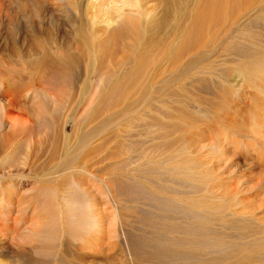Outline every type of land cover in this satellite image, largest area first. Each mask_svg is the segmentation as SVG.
<instances>
[{
    "label": "rangeland",
    "instance_id": "rangeland-1",
    "mask_svg": "<svg viewBox=\"0 0 264 264\" xmlns=\"http://www.w3.org/2000/svg\"><path fill=\"white\" fill-rule=\"evenodd\" d=\"M83 1L81 20L87 21L80 30L67 26L51 0L42 5L45 30L35 28L74 45L86 62L72 70L49 58L27 61L31 33L25 16L13 2L15 15L9 0L0 1V86L13 84L20 94L17 108L31 121V127L27 122L15 128L16 151L6 144L0 156L2 200L13 182L11 169L28 176L20 182L21 199L11 207L0 200V238L15 237L12 245L22 256L0 257V264H264L257 256L264 247V165H259L264 0ZM16 16L21 26L15 30L8 20ZM75 36L81 40L75 42ZM16 50L23 59L12 56ZM1 90L2 112L9 99ZM99 124L104 131L77 152L83 132ZM69 150L76 152L63 166ZM49 172L55 173L53 184L43 189L35 184V176ZM78 187L84 193L91 187L102 221L86 237L57 223L63 206L69 209L72 198L83 197Z\"/></svg>",
    "mask_w": 264,
    "mask_h": 264
},
{
    "label": "bare ground",
    "instance_id": "bare-ground-1",
    "mask_svg": "<svg viewBox=\"0 0 264 264\" xmlns=\"http://www.w3.org/2000/svg\"><path fill=\"white\" fill-rule=\"evenodd\" d=\"M0 1H2V0H0ZM11 3L13 2L15 5H16V7L18 8V14H21V15H23V16H25L24 17V21H25V26H26V28H28V31H30V37H29V43H30V51H29V53H28V56H27V58H26V60L27 61H29V62H33L34 64H36V63H39V61H44V60H46L47 58H49L50 59V61L52 60V62L54 63V64H60L59 66H61V67H63V68H65V70L66 69H75V68H77L78 66H80L81 64L83 65V63H84V59H83V57H82V55L81 54H79V55H77V53L75 52V50L73 49V47H74V45H73V47H72V45L70 44H68V45H64V44H62V43H60L59 41V39L57 38V37H55V36H53L52 35V30H51V33L50 34H48V31H46V34L44 35V34H40V33H36V27H37V25H39V26H41L42 28V30H45V29H43L44 28V26H46L47 25V23L48 22H46V20H45V18L46 17H44V15H43V12H42V10H43V6L42 5H45V4H47V1L48 0H9ZM183 1V0H182ZM51 2L52 3H54L53 5L54 6H52V4H50L52 7H55V9L56 10H58L59 11V9L66 15L65 17H66V19H67V26H70V29H71V27L72 28H74V29H77L78 27H80V26H82L87 20H81L82 18H81V14H84L83 13V11H85V10H83V7H85L87 4H85L84 5V3H87V1H83V0H51ZM83 2V3H82ZM105 2V1H104ZM112 2V1H111ZM113 2H115V1H113ZM167 2V1H166ZM171 2H173V0H171ZM12 3V10H13V4ZM49 3V2H48ZM65 3L67 4L66 6H64L65 5ZM82 3V4H81ZM102 3H103V1H102ZM139 3V2H138ZM174 3V2H173ZM114 5L113 6H115V3H113ZM134 4V3H133ZM164 4V3H163ZM168 5H166L165 6V9H168V8H166L167 6H169V3H167ZM180 4V3H179ZM112 5V4H111ZM136 5V4H135ZM173 5V4H172ZM171 5V6H172ZM3 6V5H2ZM42 6V7H41ZM112 6V7H113ZM137 6V5H136ZM140 6V5H139ZM179 6V5H178ZM181 6V5H180ZM176 6L174 5V7L172 6V8L174 9ZM70 8V9H69ZM140 8V7H139ZM138 8V9H139ZM177 8V7H176ZM184 8V7H183ZM214 8V7H213ZM2 9H3V7H2ZM178 9V8H177ZM177 9H176V11H177ZM185 9V8H184ZM210 10H211V7L209 8ZM100 10V9H99ZM104 10V9H103ZM170 10H171V8H170ZM180 10V9H179ZM178 10V11H179ZM209 10V12H212V11H210ZM14 11V15H15V10H13ZM69 11L70 12H74V15H75V17H74V15H73V17L74 18H72V17H70V15H69ZM105 11V10H104ZM123 11H124V9H123ZM141 11V10H140ZM172 11V10H171ZM175 11V10H174ZM181 11V10H180ZM214 11H215V9H214ZM212 12L213 14L215 13V12ZM1 12V11H0ZM107 12V11H106ZM58 13V12H57ZM111 13H113V12H111ZM118 13V12H117ZM178 13H180V12H178ZM212 13H208V15L209 14H211V15H213ZM0 15H1V13H0ZM12 15H13V13H12ZM13 15V16H14ZM106 15V14H105ZM174 16H175V14H173ZM10 16V15H9ZM110 16V15H109ZM111 16H112V14H111ZM177 16H179V15H177ZM33 17H36V20L33 18ZM85 17V16H84ZM99 17V16H98ZM105 17V16H104ZM106 17H108V16H106ZM114 17V16H113ZM206 17H207V15H206ZM75 18H76V20H75ZM97 18V17H96ZM112 18V17H111ZM174 18V17H173ZM10 19V18H9ZM95 19V18H94ZM99 19V18H98ZM172 19V18H171ZM96 20V19H95ZM106 20V19H105ZM262 20V19H261ZM9 21H11V22H9ZM8 22H9V26H11L13 29H19V26H21V24H20V22L18 21V19H17V16L15 17V18H11V20H8ZM102 22V21H101ZM112 22V21H111ZM53 24V21L51 22V25ZM62 23H60V22H58V20H56V21H54V26L56 27V28H60L62 25H61ZM93 24V23H92ZM50 25V26H51ZM23 26V25H22ZM65 27V26H64ZM79 29V28H78ZM80 30V29H79ZM89 32V31H88ZM81 33V32H80ZM48 34V35H47ZM143 35H144V33H143ZM26 39H27V37H26ZM75 42H77V41H80L81 39L78 37V36H75ZM74 41V40H73ZM86 42H88V41H85V44H86V46H88V44L86 43ZM255 43V42H254ZM83 44H84V42H83ZM256 44V43H255ZM76 45V44H75ZM85 48V47H84ZM87 49L89 48V47H86ZM183 48V47H182ZM77 49V48H76ZM86 49V50H87ZM177 50V49H176ZM247 50V49H246ZM11 51V50H10ZM78 51V50H77ZM88 51V50H87ZM18 51L16 50V51H13L12 53H13V55L12 56H14L15 54H16V56H17V58H19V59H23V55H20V53H17ZM80 52V51H79ZM90 53V52H89ZM90 54H92V53H90ZM95 55V54H94ZM260 55H263V58H264V51H263V53H261ZM91 56V55H90ZM91 58V57H90ZM95 58V57H94ZM16 59V58H15ZM18 59V60H19ZM96 59V58H95ZM48 60V59H47ZM92 60H94L93 59V57H92ZM86 62V61H85ZM91 62V61H90ZM93 62H95V64H96V61L94 60ZM25 64V63H24ZM86 64H88V63H86ZM91 64V63H90ZM93 64V63H92ZM91 64V67L93 66ZM118 64V63H117ZM99 65V64H98ZM97 65V66H98ZM44 66V65H43ZM96 66V65H95ZM86 67V66H85ZM264 67V66H263ZM262 67V68H263ZM36 68V67H35ZM88 68V67H87ZM96 68V67H95ZM98 69V68H97ZM101 69V68H100ZM99 69V70H100ZM29 70V69H28ZM78 70V69H77ZM119 70V69H118ZM70 71V70H69ZM76 70H74V72H75ZM92 72L94 71V67H93V69L91 70ZM110 71H112V70H110ZM109 71V72H110ZM260 71V70H259ZM63 72V71H62ZM114 72V71H113ZM58 73V72H57ZM70 73V72H69ZM85 73H87V72H85ZM93 73H95V72H93ZM71 74V73H70ZM69 74V75H70ZM67 75V74H66ZM77 75H79V74H77ZM81 75V74H80ZM88 75H89V73H88ZM92 75V74H91ZM96 75V74H95ZM97 75H100L99 74V72H98V74ZM116 75V74H115ZM56 76V75H55ZM90 76V75H89ZM89 76H87V77H89ZM112 76H114V75H112ZM81 77H82V75H81ZM92 77V76H91ZM99 77V76H98ZM70 78V77H69ZM101 78H102V76H101ZM100 78V79H101ZM109 78H110V76H109ZM115 78V77H114ZM174 78H177V77H175L174 76ZM76 79H78V78H76ZM79 79H81L80 78V76H79ZM78 79V82L80 81ZM111 79V78H110ZM3 80V79H2ZM75 79H73V81H74ZM90 81L91 80V82H92V79L90 78V79H87V81ZM97 80H99V78L97 79ZM71 81V80H70ZM69 81V82H70ZM86 81V80H85ZM87 81H86V83L84 82V86H83V88H82V91L81 92H84L85 91V84H87ZM94 81V80H93ZM100 81V80H99ZM99 81H98V84L100 85V83H99ZM5 82V81H4ZM8 83V82H7ZM77 83V82H76ZM5 84V83H4ZM8 84H10V82L8 83ZM78 84V83H77ZM94 84V83H93ZM6 85V84H5ZM13 84L11 83V86H9V88H6V86H4L3 84L0 86V90L2 89L3 90V93H4V96L7 98V99H9V103H8V100H7V105L2 109V112L0 111V113L2 114V116H1V118H0V156H1V153H6L5 152V150H4V145H6V144H8L9 145V150H11L10 148H12V149H14L15 150V148H17L16 146L17 145H19V144H17L16 142H18V141H16V142H13L12 141V139H13V137H14V134H16V131H15V128L17 127V126H22L23 124H26L27 122H28V125L30 126L31 124H29L31 121H29L30 119H29V117H28V115H27V113L25 112V111H22V110H18V108H17V101H18V99L20 98V94L18 93V91H16V90H13L14 88V86H12ZM72 85H73V83H72ZM95 85V84H94ZM93 85V86H94ZM76 86H78V85H76ZM8 87V86H7ZM13 89H12V88ZM15 87H16V85H15ZM75 87V86H74ZM82 87V86H81ZM97 87V86H96ZM111 87V86H110ZM76 88V87H75ZM87 88V87H86ZM93 88V87H92ZM98 88V87H97ZM15 89H17V87L15 88ZM73 89V88H72ZM77 89H79L78 87H77ZM1 90V91H2ZM66 93V92H65ZM2 94V93H1ZM63 94H64V92H63ZM71 93H68V95H70ZM3 95V94H2ZM48 95V94H47ZM67 95V96H68ZM72 95V94H71ZM4 96H3V98H4ZM80 96H82V95H80ZM85 95H84V93H83V97H84ZM82 97V98H83ZM69 98V97H68ZM72 98V97H71ZM74 98V97H73ZM76 98V97H75ZM75 98H74V100H75ZM81 98V97H80ZM85 98V97H84ZM70 99V98H69ZM96 99V98H95ZM92 102V101H91ZM67 103H68V101H67ZM77 103H78V101H77ZM73 103H71V104H67V105H72ZM76 104V102L74 103V105ZM73 105V106H74ZM92 105V104H91ZM64 106V105H63ZM76 106V105H75ZM74 106V107H75ZM81 107V106H80ZM63 108V107H62ZM70 108V107H69ZM73 107H71L70 108V111H71V109H72ZM96 108V107H95ZM68 108H66V110H67ZM1 110V109H0ZM62 110V109H61ZM65 110V111H66ZM76 112V111H75ZM64 113V112H63ZM69 113V112H68ZM77 113V112H76ZM70 114V113H69ZM73 114V113H72ZM68 115V114H67ZM81 115H82V113H81ZM69 117H70V115H68ZM67 116V117H68ZM53 117V116H52ZM66 117V116H65ZM71 117H72V115H71ZM76 117V116H75ZM80 117V116H79ZM78 117V118H79ZM56 118V117H55ZM47 119V118H46ZM57 119V118H56ZM66 119V118H65ZM70 119V118H69ZM67 121H68V119H66ZM91 120H93V119H91ZM98 120V119H97ZM108 120V119H107ZM106 120V121H107ZM54 121V120H53ZM57 121V120H56ZM55 121V122H56ZM60 121V120H59ZM65 121V120H64ZM44 122V121H43ZM45 122H46V120H45ZM48 122V121H47ZM66 122V121H65ZM75 122H77V121H75ZM94 122V121H93ZM259 122L261 123V124H263L264 125V68L261 70V73L259 74ZM57 123V126L58 125H60V123L58 124V122H56ZM86 123H88V122H86ZM105 123V122H104ZM107 123V122H106ZM46 124H49V123H46ZM45 124V125H46ZM50 124H51V122H50ZM63 124V123H62ZM260 124V125H261ZM27 125V126H28ZM43 124H40V126H42ZM111 125V124H110ZM109 125V126H110ZM27 126L25 125V126H23V128H27ZM39 126V127H40ZM85 126V125H84ZM83 126V127H84ZM31 127V126H30ZM50 127H53V125L51 126L50 125ZM64 127V126H63ZM78 127V126H77ZM86 127H87V124H86ZM94 127V126H93ZM96 127V126H95ZM94 127V130L92 131H89V132H87L86 133V131L85 132H83V133H85L83 136H82V138H80V139H78V141L79 140H81V141H79V143H81L82 145H79L78 146V149L76 150L77 152L79 151V147H81V151H82V149L83 150H85V147L86 148H88L89 146H91V145H93V142H92V140L95 138L94 136H95V134H99V133H101V129H103L105 126L103 125L102 126V124L100 125H98L96 128ZM42 128V127H41ZM45 128H49V127H45ZM45 128H43L44 130H45ZM65 128V127H64ZM85 128V127H84ZM262 128V127H261ZM260 128V129H261ZM29 129H31V128H29ZM28 129V130H29ZM35 129V128H34ZM51 129V128H50ZM59 129V128H58ZM105 129V128H104ZM104 129H103V131H104ZM264 129V128H263ZM21 130H23V129H21ZM39 130H40V128H39ZM51 130H53V129H51ZM62 130V129H61ZM64 130V129H63ZM85 130V129H84ZM262 130V129H261ZM19 131V130H18ZM24 131V130H23ZM22 131V134H23V136H25L26 134H24L25 132H23ZM26 132H27V129L25 130ZM46 131V130H45ZM44 131V132H45ZM50 131V130H49ZM65 131V130H64ZM30 132H32V131H30ZM29 132V133H30ZM43 132V131H42ZM77 132V131H76ZM263 132V131H262ZM262 132L260 131L259 133H261L262 134ZM39 132H37V134H38ZM64 133V132H63ZM82 133V134H83ZM31 134H33V133H31ZM35 134V133H34ZM44 134V137H45V133H43ZM52 134V133H51ZM56 134V133H55ZM58 134H59V132H58ZM73 134V133H72ZM47 135V134H46ZM49 135H50V133H49ZM53 135V134H52ZM64 135V134H63ZM262 135H264V134H262ZM22 135H21V137H23ZM28 136V135H27ZM36 136V135H35ZM30 137V136H29ZM28 137V138H29ZM52 137V136H51ZM51 137H49V138H51ZM56 137H57V135H56ZM259 137H260V140H259V142L261 141V142H263V143H261V144H264V137H262L261 135H259ZM262 137V138H261ZM37 138V137H36ZM46 138V137H45ZM49 138H47V139H45V140H48ZM61 138H62V136H61ZM18 139V138H17ZM44 139V138H43ZM43 139H40L39 140V142L42 144L43 142H44V140ZM55 139H57V138H55ZM23 140H24V138H23ZM35 140H37V139H35ZM71 140V139H70ZM73 140V139H72ZM52 141V140H51ZM24 142V141H23ZM37 142V141H36ZM36 142H34L35 143V146L38 144V142H37V144H36ZM72 142V141H71ZM98 142V141H97ZM97 142L96 143H94V144H97ZM67 143V142H66ZM75 143H77V141L75 142ZM74 143V144H75ZM99 143V142H98ZM61 144H63L62 143V140H61ZM71 144H73V143H71ZM7 145V146H8ZM57 145H58V143H57ZM67 145V144H66ZM76 145V144H75ZM34 146V147H35ZM44 146V145H43ZM59 146V145H58ZM74 146V145H73ZM77 146V145H76ZM75 146V148H77ZM97 145H95L94 146V148H97L96 147ZM262 146H264V145H262ZM63 147V146H62ZM67 147V146H66ZM7 148V149H8ZM37 148V147H36ZM39 148V147H38ZM41 148V147H40ZM46 148V147H45ZM49 148V147H48ZM69 148V147H68ZM35 149V148H34ZM63 149V148H62ZM74 149V148H73ZM93 149V148H92ZM36 150V149H35ZM42 150V149H41ZM59 150V149H58ZM65 150H67L68 151V149H65ZM12 151V150H11ZM16 151V150H15ZM32 151V150H31ZM38 151H39V149H38ZM47 151V150H46ZM50 151V150H49ZM53 151H54V149H53ZM57 151V150H56ZM55 151V152H56ZM60 151V150H59ZM59 151H57V152H59ZM76 151H70L69 150V152H67L66 154H64V157H65V155H67L68 157H65V160L63 161V166H66L70 161H71V159H72V157L74 156V153L76 152ZM96 151V150H95ZM13 152V151H12ZM262 152H264V151H262ZM22 153V152H21ZM33 153H34V150H33ZM35 153H37V150H36V152ZM34 153V154H35ZM82 153V152H81ZM80 153V154H81ZM259 153H261L260 151H259ZM33 154V159L35 158V155ZM38 154H40L41 155V153H39L38 152ZM43 154V153H42ZM51 154V153H50ZM55 154V153H54ZM10 155V154H9ZM16 154H14V156H15ZM18 155H20V154H18ZM56 156H57V153L55 154ZM12 156V155H11ZM10 156V157H11ZM42 156V155H41ZM2 157H3V155H2ZM1 157V158H2ZM31 157V156H30ZM59 157V156H58ZM61 157H62V155H61ZM5 158V157H4ZM7 158V157H6ZM5 158V159H6ZM12 158H14V157H12ZM37 158H39V160H42L41 158H40V156L39 157H37ZM64 159V158H63ZM7 160V159H6ZM20 160V159H19ZM19 160H17V161H19ZM31 160H32V158H31ZM38 160V159H37ZM52 160V159H51ZM3 161V160H2ZM9 161V160H8ZM7 161V162H8ZM16 161V162H17ZM21 161H23V160H20L19 162H21ZM33 161V160H32ZM31 161V162H32ZM50 161V160H49ZM59 161H61V160H59ZM37 162V161H36ZM35 162V163H36ZM6 163V162H5ZM12 163V162H11ZM15 163V162H14ZM13 163V164H14ZM23 163V162H22ZM25 163V162H24ZM33 163V162H32ZM52 163V162H51ZM54 163V162H53ZM61 163V162H60ZM60 163H59V165H60ZM16 164V163H15ZM37 164V163H36ZM56 164V163H55ZM54 164V165H55ZM5 165V164H4ZM49 165V164H48ZM259 165H264V156L262 155V153H261V156H259ZM1 166V165H0ZM18 168L20 169L21 167H20V165L18 164ZM57 166V165H56ZM56 166H54L55 168H56ZM16 167V166H15ZM25 167H26V164H25ZM53 167V168H54ZM260 167V166H259ZM18 169V170H19ZM262 169V168H261ZM11 172H8L10 175V179H11V181H13V182H11V188H9V190L7 191H5V192H3V193H5L6 195H5V197L3 198L9 205H10V207L13 205V202L16 200V199H21V197H19V195L18 194H20L19 192L21 191V186H20V182H21V180H25V179H28V176H27V174H25V172H22L21 171V169L19 170V171H17V173L19 172V173H21L20 175H18V174H15V172H12V169L10 170ZM1 174V173H0ZM40 174V173H39ZM54 175H55V173H53V172H49V173H45V174H42L40 177L38 176V177H36L35 176V178H34V181H35V184H38V185H43V184H45L46 186L48 185L49 186V183H54V182H51L52 181V179H53V177H54ZM178 175V174H177ZM176 175V176H177ZM174 177V176H173ZM2 178L3 177H1L0 176V180H2ZM93 178H94V182L96 181V182H98L99 183V185L101 184L100 182H101V180L100 179H98L96 176H93ZM260 180V179H259ZM7 181H9L8 179H7ZM17 181V183H15ZM2 182H4V181H2ZM1 181H0V183H2ZM103 182V181H102ZM8 184V183H7ZM263 184V183H262ZM44 185V186H45ZM86 185V184H85ZM105 185V184H104ZM40 186V187H41ZM44 186H42V189L44 188ZM45 186V187H46ZM79 186V185H78ZM81 186V185H80ZM98 186V185H97ZM82 187V186H81ZM101 187V186H100ZM261 187V186H260ZM2 188V187H1ZM36 188V187H35ZM91 188V187H90ZM89 188V189H90ZM31 189V188H30ZM34 189V188H33ZM41 189V188H40ZM81 189H83V187L81 188ZM87 189V188H86ZM88 189V190H89ZM3 190H5V189H3ZM80 190V187H78V189L75 191V192H77L76 194H78V195H81V200L79 201V199L77 198V197H74V198H72L71 200H70V202H71V204L72 205H70L69 206V209H68V207H67V205L65 206H63V210H62V212H61V214H59V219L60 220H58L57 218H56V221L58 220V222L57 223H61V220L63 221V224L66 226L67 225V227H68V230H70L71 232H75V234H79V236H80V234L81 235H83L84 237H86L87 235H85V234H87V233H89L91 230H94V229H97V227H98V222H102L101 221V217H100V213L98 212V210L96 209V207H95V205L92 203V201H93V199H92V201L90 200V196H89V191L88 190H86V192L88 193H84V192H82V191H79ZM85 190V189H84ZM142 190V189H141ZM144 190V189H143ZM264 191V190H263ZM7 192V193H6ZM24 192H26V191H24ZM42 192H43V190H42ZM97 192V191H96ZM111 192V191H110ZM146 192V191H145ZM39 193V191L37 192V194ZM41 193V192H40ZM40 193H39V195H40ZM2 194V193H1ZM0 194V195H1ZM24 194V193H23ZM42 194V193H41ZM95 194V193H94ZM22 195V194H21ZM45 194H43V196H44ZM3 196V195H2ZM23 196V195H22ZM37 196V195H36ZM96 196V195H95ZM96 198V197H95ZM152 199V198H151ZM0 200H2L1 199V197H0ZM4 200H2L3 202H4ZM95 201H97V200H95ZM5 202V203H6ZM16 202H17V200H16ZM16 202H15V204H16ZM18 202H20V200L18 201ZM1 203V202H0ZM5 203H4V205H5ZM6 203V204H7ZM21 203V202H20ZM60 205V204H59ZM2 205H0V207H1ZM6 206H8V205H6ZM98 206V205H97ZM50 207V206H49ZM54 207V206H53ZM101 207V206H100ZM51 208V207H50ZM179 209V208H178ZM1 210H2V207H1ZM44 210V212H43V214L45 213L48 217H50V214H51V212L49 211V210H47L46 208L45 209H43ZM53 210V209H52ZM187 210V209H186ZM193 210V209H192ZM8 211V210H7ZM11 211V210H10ZM99 211H100V209H99ZM4 211H2V213H3ZM9 212V211H8ZM7 212V213H8ZM59 212V211H58ZM59 212V213H60ZM180 212V211H179ZM183 212V211H182ZM188 212V211H187ZM12 213V212H11ZM186 214V213H185ZM150 215V214H149ZM184 215V214H183ZM187 215V214H186ZM67 216H68V218H67ZM188 216V215H187ZM192 216H193V214H192ZM56 217V216H55ZM189 217V216H188ZM51 220V222H53V217H51L50 219H49V221ZM56 221H54V222H56ZM260 222H261V220H259ZM259 222V224H260V226L262 227V225H264V224H262L261 225V223H263V221L260 223ZM160 227V226H159ZM74 228H76V229H74ZM223 228V227H222ZM262 228H264V227H262ZM262 228H259V230L260 229H262ZM261 231V230H260ZM259 231V232H260ZM263 231V230H262ZM15 234V233H14ZM127 234V233H126ZM10 235V234H9ZM15 236V235H14ZM262 236V235H261ZM83 237V238H84ZM264 237V236H263ZM2 238V237H1ZM0 238V239H1ZM5 238V237H4ZM14 238L15 237H13L12 238V241L9 239H7L9 242H7L6 241V239L4 240L3 238V240L1 241L2 243L0 244V257H3V258H6V259H8V260H16L17 259V257H19L21 254H20V252L17 250V249H15L14 248V246L12 245V243L16 240H14ZM209 238V237H208ZM86 239V238H85ZM254 240V239H253ZM261 240V239H260ZM263 240V239H262ZM7 243H6V242ZM217 241V240H216ZM91 242V241H90ZM89 242V243H90ZM261 242V241H260ZM93 243V242H92ZM215 243V242H214ZM216 244V243H215ZM218 244V243H217ZM260 244H262V243H260ZM202 245H204V244H202ZM213 245V244H212ZM216 246V245H215ZM92 247V246H91ZM90 247V248H91ZM86 248V247H85ZM88 248H89V246H88ZM162 248V247H161ZM214 248H216V247H214ZM93 249V248H92ZM95 249V248H94ZM179 249V248H178ZM188 249V248H187ZM164 250H165V247H164ZM184 250H186V249H184ZM220 249H218V251H219ZM165 251H167V249L165 250ZM164 251V252H165ZM170 251L172 252L173 250H171L170 249ZM188 250H186V252H187ZM189 251H191V250H189ZM188 251V252H189ZM226 251V250H225ZM22 252V251H21ZM136 252V251H135ZM141 252H142V250H141ZM177 253V252H176ZM179 253V252H178ZM182 253H184V252H180V255L182 254ZM193 254H194V252H192ZM191 252L190 253H188L189 255L191 254L192 256H193V254H192ZM23 254V253H22ZM170 255H171V253H169ZM172 254H173V252H172ZM26 255V254H25ZM165 255H167L168 256V254H166L165 253ZM164 255V256H165ZM184 255V254H183ZM187 254H185L184 256H186ZM190 255V256H191ZM195 255V254H194ZM226 255H227V253H226ZM183 256V257H184ZM257 256H259V259H260V261L262 262V261H264V247H261V249H260V251H259V255H257ZM22 256H20V258H21ZM24 257V256H23ZM169 258L171 257V256H168ZM187 257V256H186ZM188 258V257H187ZM178 259V258H177ZM186 259V258H185ZM197 258H195V260H196ZM93 260H95V259H93ZM93 260H91V261H93ZM180 260V259H179ZM178 260V261H179ZM183 260V259H182ZM190 260H192V259H190ZM100 261V260H99ZM142 261V260H141ZM135 263V262H134ZM191 263V262H190ZM193 264L195 263V262H192ZM198 263V262H197ZM196 263V264H197ZM185 264H186V262H185Z\"/></svg>",
    "mask_w": 264,
    "mask_h": 264
}]
</instances>
